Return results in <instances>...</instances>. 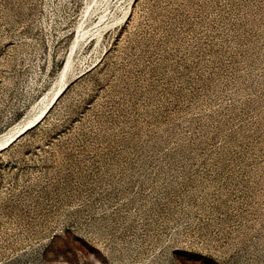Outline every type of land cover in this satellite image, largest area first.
Wrapping results in <instances>:
<instances>
[{
	"label": "rangeland",
	"instance_id": "1",
	"mask_svg": "<svg viewBox=\"0 0 264 264\" xmlns=\"http://www.w3.org/2000/svg\"><path fill=\"white\" fill-rule=\"evenodd\" d=\"M0 264H264V0H0Z\"/></svg>",
	"mask_w": 264,
	"mask_h": 264
},
{
	"label": "bare ground",
	"instance_id": "2",
	"mask_svg": "<svg viewBox=\"0 0 264 264\" xmlns=\"http://www.w3.org/2000/svg\"><path fill=\"white\" fill-rule=\"evenodd\" d=\"M69 66V65H68Z\"/></svg>",
	"mask_w": 264,
	"mask_h": 264
}]
</instances>
